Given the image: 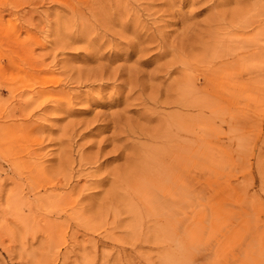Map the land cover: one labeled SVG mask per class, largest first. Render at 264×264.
Listing matches in <instances>:
<instances>
[{
	"label": "rangeland",
	"instance_id": "374dc122",
	"mask_svg": "<svg viewBox=\"0 0 264 264\" xmlns=\"http://www.w3.org/2000/svg\"><path fill=\"white\" fill-rule=\"evenodd\" d=\"M0 264H264V0H0Z\"/></svg>",
	"mask_w": 264,
	"mask_h": 264
},
{
	"label": "bare ground",
	"instance_id": "6f19581e",
	"mask_svg": "<svg viewBox=\"0 0 264 264\" xmlns=\"http://www.w3.org/2000/svg\"><path fill=\"white\" fill-rule=\"evenodd\" d=\"M193 100V99H192ZM190 101V102H193V101ZM171 120V119H170ZM192 124V123H191ZM170 125H171V123H170ZM191 129V128H190ZM194 130V129H193ZM144 165V164H143ZM140 166V165H139ZM142 166V165H141ZM132 168V167H131ZM164 168V167H163ZM133 169V168H132ZM135 169H137V168H135ZM142 169H143V167H142ZM138 170V169H137ZM148 170V169H147ZM175 170V169H174ZM130 171V170H129ZM139 171V170H138ZM135 175V174H134ZM137 175V174H136ZM148 175V174H147ZM129 177H130V175H128ZM177 176V175H176ZM132 178V177H131ZM175 178V177H174ZM129 181V180H128ZM132 181H134V179L132 180ZM127 182V181H126ZM130 184H132V183H130ZM129 184V185H130ZM172 203V202H171Z\"/></svg>",
	"mask_w": 264,
	"mask_h": 264
}]
</instances>
